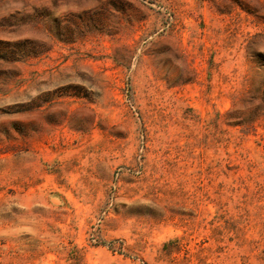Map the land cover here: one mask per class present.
<instances>
[{"label":"rangeland","instance_id":"obj_1","mask_svg":"<svg viewBox=\"0 0 264 264\" xmlns=\"http://www.w3.org/2000/svg\"><path fill=\"white\" fill-rule=\"evenodd\" d=\"M0 264H264V0H0Z\"/></svg>","mask_w":264,"mask_h":264}]
</instances>
